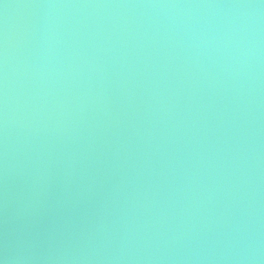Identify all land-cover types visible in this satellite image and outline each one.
Wrapping results in <instances>:
<instances>
[{"label": "water", "instance_id": "95a60500", "mask_svg": "<svg viewBox=\"0 0 264 264\" xmlns=\"http://www.w3.org/2000/svg\"><path fill=\"white\" fill-rule=\"evenodd\" d=\"M0 264H264V0H0Z\"/></svg>", "mask_w": 264, "mask_h": 264}]
</instances>
